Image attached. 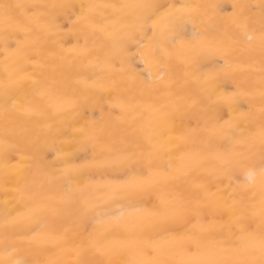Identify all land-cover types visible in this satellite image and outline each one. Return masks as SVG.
<instances>
[{
  "label": "bare ground",
  "instance_id": "bare-ground-1",
  "mask_svg": "<svg viewBox=\"0 0 264 264\" xmlns=\"http://www.w3.org/2000/svg\"><path fill=\"white\" fill-rule=\"evenodd\" d=\"M4 3L36 7L7 33L0 18V260H179L191 236L217 255L241 227L258 238L261 0ZM161 201L164 220L145 211Z\"/></svg>",
  "mask_w": 264,
  "mask_h": 264
},
{
  "label": "snow or ice",
  "instance_id": "snow-or-ice-1",
  "mask_svg": "<svg viewBox=\"0 0 264 264\" xmlns=\"http://www.w3.org/2000/svg\"><path fill=\"white\" fill-rule=\"evenodd\" d=\"M36 7L34 5H23V4H9L4 3L0 4V18L3 20L5 32L7 33L10 27H20L18 22H15L14 10L16 9H30ZM44 7H51L53 9H66L72 8V5L68 4H53L45 5ZM83 9L85 6L80 5ZM88 8H98V7H111V8H149L154 7L153 5H88ZM195 7V6H182ZM235 7V6H234ZM261 11L262 17H264V0H261ZM80 18H86L81 13ZM134 23H138L141 26L144 23H147L146 19L133 18ZM248 23L245 21L243 23L244 28H248ZM19 42H17L18 44ZM12 45L9 43V40L6 36L5 39V48H11ZM259 47L261 52V78H260V101H261V115H260V125H259V146L261 151V166L259 169L260 185H261V201H260V217H261V226L259 236L251 227H241L242 236H246L247 240L244 243L231 245L226 247L223 250V253L217 255L209 251L207 254L202 252L203 243L202 240L197 236L189 237L188 241L181 249L182 258L179 260H166L160 258H151V259H142V260H128L123 261L121 264H264V19L261 22V28L259 31ZM225 62L227 63L226 56ZM33 83H36L33 80ZM17 88L23 87V80L17 81ZM35 114V113H32ZM255 136V133H253ZM228 164L232 166H237L240 162L238 160H229ZM151 171V170H150ZM127 185L134 190L147 191L148 185L145 183V178L141 174H133L131 178L126 182ZM148 215L159 217L164 220L171 216L173 209L170 208L167 204L161 201L159 207L154 209L145 210ZM185 213L192 211L189 209L184 210ZM99 251H102L98 249ZM123 250V249H119ZM157 250L151 246H146L142 250V255L150 257ZM0 264H62L59 260L54 259H33V260H19L14 256L8 255L4 260H0ZM76 264H83L81 261H77ZM108 264H112L111 261Z\"/></svg>",
  "mask_w": 264,
  "mask_h": 264
}]
</instances>
